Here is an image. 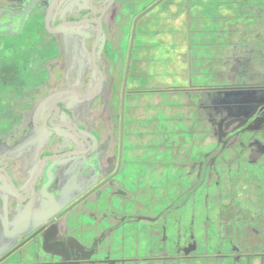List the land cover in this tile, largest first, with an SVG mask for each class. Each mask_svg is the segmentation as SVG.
Listing matches in <instances>:
<instances>
[{
	"label": "flooded vegetation",
	"instance_id": "1",
	"mask_svg": "<svg viewBox=\"0 0 264 264\" xmlns=\"http://www.w3.org/2000/svg\"><path fill=\"white\" fill-rule=\"evenodd\" d=\"M30 1L0 0V264L263 260L264 70L245 82L243 73H227L225 78L221 69L262 63L264 44L256 47L252 30L245 36L252 43L232 37L235 17L227 7L232 0H195L198 21L204 15L228 21L210 33L219 38L214 49L218 56L210 62L216 64L213 74L218 67L220 72L204 73L202 82L218 78L230 83L212 81L197 85L200 92L184 91L209 99L192 112L186 103L194 119L186 134L197 125L209 143L195 157H186V195L161 214L151 206L143 209V191H150L153 204L160 202L152 193L153 181L143 185L141 178L161 163L153 158L159 147L143 139L142 131L148 129L138 122L140 110H153L156 98L170 90L169 83L157 82L154 54L155 47L171 49L172 30L161 23L164 19L141 23L166 0L145 14L159 0H34L25 14ZM166 5L163 14L172 15L174 7ZM257 14V19L263 17L257 23L264 32V15ZM194 31L193 36H199L202 28ZM186 40L189 63L197 55L189 34ZM241 88L243 92L229 93ZM164 116L168 120L166 112ZM151 120L148 124L154 125ZM226 168L235 172L230 190L220 193L216 189L222 186L213 187L212 219L207 213L219 240L210 252L199 255L192 222L186 225V238L182 234L183 207L201 184L218 185ZM173 222L179 238L175 243L170 235Z\"/></svg>",
	"mask_w": 264,
	"mask_h": 264
},
{
	"label": "rangeland",
	"instance_id": "2",
	"mask_svg": "<svg viewBox=\"0 0 264 264\" xmlns=\"http://www.w3.org/2000/svg\"><path fill=\"white\" fill-rule=\"evenodd\" d=\"M247 1L248 0H232L228 2L231 5L227 7L231 8L233 6V8H235L228 11V13H232V15L235 17V20L233 19L236 29L234 32H243V36H241V38L243 39V41L248 39L247 43H249L250 37L245 38V36L248 35L249 30H252V33L255 35L252 39L255 41L256 47H258L259 45L262 46L264 44L263 25L257 23V21L258 19H262L263 17L259 16V18L257 19L258 14L255 12V8H252L251 14L249 15H243L242 12H239V10H237L238 7L246 4ZM249 1L261 2V0ZM166 4L170 5L169 8L174 7V12L172 15H170L169 13L168 16L167 13L163 14V10L167 6ZM236 4H238V7H234V5ZM224 6L225 5H223L221 9H217L218 13H216V15L219 16V12L225 9ZM196 9L199 8L195 3V0H166L156 6L153 10L145 14L141 20V23L143 22V24H151L152 22L156 23L157 21H160V19H164L161 23L164 24L166 28L172 30V32H170L172 35L170 36L173 37V41H171L173 45L170 50H163L162 46L160 48L155 47L154 54V56L156 57L157 65V82L159 83V85L169 83L167 84L170 85V90L168 91L169 94L159 95L155 100L156 107L153 110L142 108L139 114L140 120L138 123L140 124V126L146 125L148 129L147 131L143 129L142 137L143 139H147L148 142H156V147H159V149L156 148L158 152L153 155V158L156 163H161L157 164V169L151 175H149L147 172L146 174L144 173L145 175L143 174V177L141 178V182H143V185L149 184V181H153L154 189L152 193L154 196L157 195V198H160V203L157 201L156 204H153L151 201H149L150 199L147 196V194L150 195V191H143L142 203L144 210L149 209L150 206L153 207L154 212H158L163 209L166 199L169 197H174L176 195L175 192H172L173 189H171L170 186H172V184L175 187H177V184L186 185V168L188 167L187 163L185 162L186 157H195V155L198 153V150L205 147L209 143L208 139L205 137L203 138V135L198 131L197 125L192 128L193 131L187 132L186 134L187 125L194 123V119L190 113L197 106V103H199L198 101H200L199 98L203 94L197 92L195 94H192L191 96H187L184 95V91H186V93H189L192 90L200 92L199 86L197 85H201L202 83L209 84L212 83V81L214 84L230 83L229 79H223L219 81L218 78L212 81L210 79H206L204 82H202V75L204 73H209L210 75L213 74V69H215L214 66L216 67V64L211 63L210 59L214 57L217 58L218 56V53L214 52V49L219 47L216 43L219 38L215 35H210V33L213 34L212 30L218 29V26H220L219 28H222L221 23L224 24V21H226V19L222 17H216V19L214 20L213 18L204 15L200 22L198 21L197 17H194ZM188 11H190V16H186V12ZM170 17L172 18L167 23V18ZM226 22L228 23V21ZM231 22L232 21H230V23ZM161 23H158V25H161ZM253 26L255 27V30L252 29ZM199 28H202V31H198L197 34L200 36V34L207 33L205 37H199L197 35H195V37L193 36L195 32L194 30H197ZM218 33H220V31H218ZM188 34L191 37L192 49L197 55L196 57L191 59V61L189 59V63L188 60L186 61V35ZM234 34H232V37L236 39L237 33L235 35ZM198 41L199 44H195V42ZM234 41L236 42L237 40ZM250 43L252 42L250 41ZM222 45L224 44H221L220 48L223 47ZM230 50L231 47L228 48V51L225 54L229 53ZM249 55L250 54H248V56ZM227 62L231 65V62L229 60ZM263 62H256L255 64H253L252 61L250 64L243 62L241 65L235 66V69H231L228 67H223L221 69V67L217 66L218 68L215 70V72L219 74L221 69V71H223L222 75L225 78L228 77L226 75L227 73L232 74V72H235L237 77L243 73V75L240 77L245 78L243 80L245 82H248L250 80V77L255 78L258 71L260 72L264 70ZM216 73H214L213 76L216 75ZM233 78L234 76L231 75V79ZM236 82L240 83L238 79L236 80ZM241 83L237 85H241ZM203 89H205V87H203ZM143 101L146 104H151V99L149 98H144ZM186 103H190L191 112L190 110L186 109ZM165 112L168 114V120H164ZM187 113L189 114L187 115ZM187 117H189V119ZM148 120H155L154 125L151 123L148 124ZM164 124L169 128H166ZM165 135L167 141L164 140ZM129 171L133 173L134 170L131 169ZM234 174L235 172H233L232 168H226L222 173V179L218 185L215 183L214 185L207 187V189L205 184H201L194 193V197L187 201V203L183 207L182 215L184 212V219L186 220V222L183 223L184 225L183 228H181V231L183 230L182 234L185 235L186 238V225L192 222V230L198 243L197 245L199 255H204L206 253V250H209L210 252L211 248H214L219 240L218 232L216 231L213 222L211 220L207 222V213L208 217L209 213L213 215V210L210 211V206L212 207L209 199L211 194L210 190L213 187L218 188V186H222L221 190L216 189V191L219 190L220 193L226 191L229 192V182L230 180H234ZM127 179L130 178L127 177ZM132 179L134 178H131V180ZM214 181L215 179H213L212 183ZM161 192H163V194H160ZM192 201H194V203H192ZM254 208L256 209L255 206ZM249 209L252 210L253 208L249 207ZM209 218L212 219V216ZM172 225L173 226L170 227V235L172 236L173 242L175 243V241L179 239L175 235V228L177 224L173 222ZM142 232L143 243L145 244L147 240V237L145 235L146 230L143 229ZM183 237L184 236H182V238ZM181 242H183V239H181ZM127 243L131 244V246L134 245L133 242L128 241ZM131 246L128 247L132 249ZM227 249L223 248V251ZM142 258L147 260V257H145L144 255ZM223 263L229 264V262L227 261H222L220 264ZM249 264H264V259L260 260L259 258H255L254 260H251Z\"/></svg>",
	"mask_w": 264,
	"mask_h": 264
},
{
	"label": "water",
	"instance_id": "3",
	"mask_svg": "<svg viewBox=\"0 0 264 264\" xmlns=\"http://www.w3.org/2000/svg\"><path fill=\"white\" fill-rule=\"evenodd\" d=\"M161 0H159L158 2H156V3H154L153 5H151L150 7H148L145 11H144V14L145 13H147L148 11H150V9L151 8H153L154 6H156L159 2H160ZM33 3H34V0H31L29 3H28V5H27V7H26V9H25V14L29 11V9H30V7L33 5ZM230 91V92H229ZM225 90L224 92H229V93H231V94H236L237 92H243V90H242V88L241 89H233V90ZM199 100H200V98H199ZM208 100L209 99H207V98H202L200 101H198L199 103H197V105H199V104H204L205 102H208ZM130 185L132 186V188H133V185H132V183H130ZM184 186V187H183ZM171 187V189H173V193L175 192L176 193V195H178L179 194V199H176L175 197V199H171L172 197H169V198H167L166 199V202H165V204H164V207H163V209H161L160 211H158V214H161L163 211H165V210H167V208H169V206H170V203L171 202H173L172 204H175V203H178L179 201L180 202H182V200H183V198H184V195H186V185H178L177 184V187H175L173 184H172V186H170ZM175 189V190H174ZM182 190L184 191L183 193H181L182 192ZM181 193V194H180ZM160 194H163V192H161ZM186 197V196H185ZM173 200V201H172ZM160 203V202H159ZM161 205H162V203H161ZM152 207V206H151ZM153 208V207H152ZM150 209V208H149ZM158 219V216L157 217H151V218H147V217H143V220H148V221H153V220H157ZM162 219H165L166 220V217H163ZM122 248H123V245L121 246ZM121 248V251L123 250Z\"/></svg>",
	"mask_w": 264,
	"mask_h": 264
},
{
	"label": "crops",
	"instance_id": "4",
	"mask_svg": "<svg viewBox=\"0 0 264 264\" xmlns=\"http://www.w3.org/2000/svg\"><path fill=\"white\" fill-rule=\"evenodd\" d=\"M259 5H260V7H259ZM234 7H238V4H236V5H234ZM252 8H255V12H257V13H260V14H262V16L264 15V0H261V2H251V1H247V3L246 4H244V5H242V6H240V7H238V9L237 10H239V12H242L243 13V15H249V14H251V10H252ZM233 9H235V8H233V6H232V10ZM242 16V15H241ZM235 33V32H234ZM237 33V35H236V39H238V40H240V41H243V39L241 38V34H240V32L238 33V32H236ZM235 33V34H236ZM234 34V35H235ZM248 40V39H247ZM246 40V41H247ZM185 127V126H184Z\"/></svg>",
	"mask_w": 264,
	"mask_h": 264
}]
</instances>
